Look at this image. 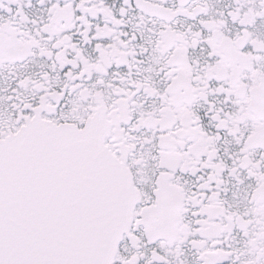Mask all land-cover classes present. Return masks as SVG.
I'll use <instances>...</instances> for the list:
<instances>
[{
    "label": "snow or ice",
    "instance_id": "1",
    "mask_svg": "<svg viewBox=\"0 0 264 264\" xmlns=\"http://www.w3.org/2000/svg\"><path fill=\"white\" fill-rule=\"evenodd\" d=\"M0 264H264V0H0Z\"/></svg>",
    "mask_w": 264,
    "mask_h": 264
}]
</instances>
